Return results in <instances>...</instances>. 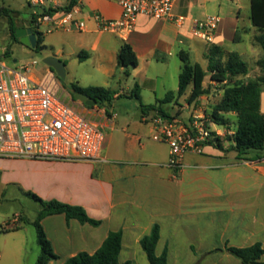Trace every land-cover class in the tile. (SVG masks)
<instances>
[{"label": "crops", "instance_id": "crops-1", "mask_svg": "<svg viewBox=\"0 0 264 264\" xmlns=\"http://www.w3.org/2000/svg\"><path fill=\"white\" fill-rule=\"evenodd\" d=\"M40 1L42 4L37 7L29 3L32 11L26 14L27 20H31V16L37 10L64 12L68 11L65 9L70 5L69 10L77 5L81 6L82 13L78 18L87 22L88 29L80 32L87 35V39L83 37L78 43L80 54H84V59H88L90 55L87 50L96 54L113 47L115 56L112 59H116L115 68L120 69L126 78L132 76L138 79L136 84L140 87V107L141 103L156 104L158 100L165 98L168 92L177 95L180 74L178 83H175V80L170 82L164 73V67L169 65L175 53L180 52L179 57L182 53L188 54L192 62L199 63L196 57L198 55L205 57L208 49L213 45L228 50L229 43L242 42V38L238 35L240 17L238 14L234 19L232 9L227 8L229 0H179L176 13L188 18V23L183 28L166 20L141 16L132 33L126 36L109 33L110 37L107 33L99 31L94 15L100 14L110 20L119 19L122 8L118 0ZM208 16H219L221 22L214 43L206 44V47L200 51V44L193 48L194 39L200 40L191 33L192 21ZM30 26L34 25L28 23L27 27ZM236 36H239L238 41L235 40ZM112 37L116 39V43ZM124 43H128L133 48L139 62L137 68L128 69L129 76L126 75L127 70L119 68L117 64V56ZM43 45L45 46V38ZM185 47L190 51H185ZM144 70L145 73L141 75ZM208 77L210 79V76ZM116 92L118 93L114 100L130 95L121 91ZM145 92L152 94L154 103L149 101L144 103ZM190 96L191 94L186 98V104L181 107H188L186 105ZM182 97L177 98L167 107L177 104ZM70 98L72 100L73 97ZM75 103L83 111L88 109L86 106H81L78 101ZM201 111L206 112L204 109ZM108 112L110 115L114 114L112 111ZM152 114L145 117L141 115L140 122L130 124L121 123L117 115L110 121L93 116L106 136L101 162L0 158V186L17 188L24 195L25 192H32L46 201L57 200L81 206L91 218L102 221L101 226L94 227L75 219L68 220L64 214L46 217L42 225L54 252L59 256L58 260L50 264H65L82 252L94 254L103 246L109 234L117 231L123 232L120 263L134 264L135 256L139 253L135 251L141 246V239L151 233L155 224L161 228V239L157 248L161 242H164L163 251L165 248L168 249L169 264H180L183 261L182 254L170 252L171 236L177 235L182 230L190 233L194 226H199L200 232H208L210 200H218L215 205L217 208L230 209L233 214L242 215L243 221H248L241 223L240 227L233 228L236 229L235 233H241L237 237L241 242L240 247L252 246L257 242L264 247V162L262 161L264 154L258 159L254 158V155L239 158L235 152L221 151L215 145H211L206 148L210 151L207 153L205 151L203 155H187L184 160L186 170L180 171L176 176L175 172L167 167L170 158L169 147L152 139L153 126L149 121L154 116ZM225 146L228 147L227 144ZM163 148H166L165 155ZM216 151H220L221 154H217ZM19 215L15 214L14 225L10 222L0 225V229L11 230L19 225L21 228L15 233H29L28 227L32 225H23ZM23 217L31 222L36 220V218L31 220L26 215ZM235 219L219 217V223L228 224L235 222ZM226 245L231 246L229 241L225 243V248ZM29 246L28 238L18 236L13 246L16 252H6L8 264H25ZM38 250L40 251V246ZM163 251L156 253L160 256ZM4 253L0 255V264L5 256ZM220 253L219 264H242L240 260H234V256L229 252ZM146 259L147 262L142 258V264H149L147 256ZM192 264L203 263L197 260Z\"/></svg>", "mask_w": 264, "mask_h": 264}, {"label": "rangeland", "instance_id": "rangeland-1", "mask_svg": "<svg viewBox=\"0 0 264 264\" xmlns=\"http://www.w3.org/2000/svg\"><path fill=\"white\" fill-rule=\"evenodd\" d=\"M227 5V8L232 9L234 19L239 14L238 35L242 38V42L238 44L229 43L227 47L228 50L237 52L241 55L248 66L247 74L235 77L233 81L228 84L211 82L208 77L209 75H207L204 86H206L208 92L203 96L204 98L202 101L199 104L192 105H189L187 102V108L181 107L186 104L185 100L191 94L192 89L189 87L186 94L178 101L179 103L164 108L168 115L172 116L178 114L181 115L184 120H187L202 109L206 110L207 114H211L215 107L221 102L225 89L229 86L245 85L263 75V70L258 63L263 58L264 53L261 46L255 40L258 31L256 28H253L250 20V0H229ZM0 7H5L16 12L12 14V17L16 20L15 29L28 26L26 14L31 13L32 9L27 0H0ZM12 31L9 18L1 16L0 60L11 67L32 64L36 61L37 65L30 67L29 75L52 89L67 102L71 99L70 96H72L73 85H79L83 88L91 86L105 87L107 89L121 91L124 94H131L135 84L138 82V79H135V77L130 76L126 78L125 74L120 72V69L115 68L116 59H112V57L115 56L114 49L112 50L113 47L109 49L106 48L105 52L101 50L96 54L87 50L90 58L80 60L81 50L78 47V43L83 37L87 39L86 34H81L78 31H55L51 34H47L46 27H41V31L44 33L45 38V48L34 49L16 41L12 36ZM107 34L108 37L111 36L109 33ZM112 38L116 43V39L114 37ZM199 44L201 46L199 50L201 51L208 43L194 39L193 48L195 49ZM184 50L190 51L186 47ZM178 54L175 53L169 65L164 67L166 78L170 79V82L175 80V83H178V77L182 71L183 65ZM48 57H56L65 65L66 78L64 80L60 79L56 72L45 64L44 60ZM196 61L207 70L208 61L205 57L198 55ZM160 72L161 71H158V73ZM144 73L145 70L141 75ZM143 101L144 103L148 101L154 103V97L151 93L145 92L143 94ZM102 107L116 114L121 123L130 124L131 122H140L141 120L142 112L140 103L135 98L123 96L114 100L111 104H106ZM262 109L264 112V86L262 87ZM152 115H154V113ZM228 117L235 123L237 119L236 114L231 113ZM209 151L210 150H206V153ZM165 152L166 148H163V155H165ZM216 153L221 154L220 151H216ZM254 154L251 153L250 155ZM183 170L186 169L184 168ZM168 173H170V171H168ZM178 173L179 172H175V175L178 176ZM218 202V200H210L209 202L210 220L207 226L208 232H200L199 226H194V228L191 226L193 231L190 233L182 230L179 231L177 235L172 234L171 241H169L170 252L173 254H182L183 261H181L180 264H192L197 262V260L203 264H219V260L221 259L220 252H227L226 249L224 251L227 241H229V245L231 246L240 247L241 242H239L237 238L240 232L235 233L236 229L233 228L236 226L240 227L241 223H247L248 221H243L242 215L233 214L230 209L217 208L215 205H217ZM41 209L42 207L39 203L22 194L19 189L0 186V225H6L10 222L11 225H14L13 220L15 214H20V218L26 215L31 220H34ZM219 217H225L226 219H231L233 217L236 218V221L222 224L219 223ZM191 227L188 228L192 230ZM28 229L29 233L27 234L15 232H9L7 234L0 233V255L5 252L2 264L9 263L6 252H16L13 250V246L16 244V238L18 236H24V238H28L29 241V253L26 255L25 264H37L38 257L41 254V248L40 251L38 250L37 232L33 226H29ZM164 237H166L165 233ZM190 245H193V247ZM163 248L164 242H161L156 252L161 253ZM135 252L139 253L135 256L136 262L134 264H142V258L147 262L146 255L141 246H138ZM194 252L198 254L196 255ZM233 258L239 261L237 258ZM122 261H124L123 257Z\"/></svg>", "mask_w": 264, "mask_h": 264}, {"label": "built area", "instance_id": "built-area-1", "mask_svg": "<svg viewBox=\"0 0 264 264\" xmlns=\"http://www.w3.org/2000/svg\"><path fill=\"white\" fill-rule=\"evenodd\" d=\"M27 1L36 7L42 4L40 0ZM118 1L122 8L119 19L94 15L99 31L126 36L135 30L141 16L166 20L179 28L188 23L186 16L176 13L179 0ZM81 13L80 5L64 12L37 10L32 20L36 30L43 35L41 27H46L47 34L83 32L88 29V24L78 18ZM220 22L219 16L194 19L191 33L199 40L213 44ZM35 65L36 61L11 67L0 60V158L101 162L106 136L93 116L110 121L116 114L110 115L100 104L86 106L88 109L83 111L73 98L67 102L29 75L30 67ZM149 121L153 126L152 139L170 149L167 167L174 172L186 167L187 155H203L211 143L226 141L234 135L232 125H219L205 111H198L187 120L178 114L170 117L155 114Z\"/></svg>", "mask_w": 264, "mask_h": 264}, {"label": "trees", "instance_id": "trees-1", "mask_svg": "<svg viewBox=\"0 0 264 264\" xmlns=\"http://www.w3.org/2000/svg\"><path fill=\"white\" fill-rule=\"evenodd\" d=\"M251 6V23L256 28L258 35L255 37L256 42L261 46L264 53V0H250ZM71 5L65 10H69ZM16 12L5 7H0V17H7L12 26V36L20 43V39L16 37V20L12 14ZM34 15L31 20H27L33 25ZM35 33L38 35V43L36 49H44V35L39 33L33 26ZM236 41L239 36H236ZM8 54V53H7ZM180 58L183 62L182 71L179 77V91L177 95L174 92H168L165 98L158 100L154 105H144L141 103L142 115L145 117L150 113L162 114L164 117H170L164 110L165 107L172 104L177 98L184 96L189 87H192L191 96L188 100L190 105L199 104L200 99L207 94L208 90L204 86L207 75L210 80L218 84H228L240 75L248 72V66L239 53L228 51L222 47L211 46L205 58L208 61L207 70L200 63L192 62L188 54L182 53ZM84 59V54H80V60ZM117 64L119 68H125L126 75L130 73L128 69L138 67V58L133 48L124 43L117 56ZM259 66L263 70V75L254 81H250L242 86H229L225 89V93L221 102L215 107L210 115L219 125H232L234 135L226 141L218 140L210 145H215L217 149L226 152H235L239 158L247 157L251 153L254 158H261L264 154V112L262 109V87L264 86V56L259 61ZM140 87L135 85L130 98L141 100ZM80 93L89 96L100 105L111 104L115 95L118 93L104 87H80L72 86V97ZM178 103V101H177ZM236 114L237 119L233 123L228 117L229 114ZM228 145V147L225 146ZM25 196L39 203L42 207L34 222L22 217L23 225L35 227L37 232L38 244L41 248V254L37 264H50L52 261L59 259L54 252L51 241L42 225V221L53 215H66L68 220H78L82 224H90L94 227L102 225V221L91 218L86 210L81 206L66 204L57 200L46 201L32 192H25ZM21 226H14L11 230L0 229V233L15 232ZM161 239V228L155 224L149 235L143 237L140 241L143 251L146 253L149 264H169L168 249L165 248L163 253L158 256L156 253L157 246ZM123 249V232H111L104 242L103 246L94 254L86 252L69 259L65 264H121L120 254ZM226 251L236 257L242 264H264V247L260 242L247 247H234L226 245ZM125 264H131L126 262Z\"/></svg>", "mask_w": 264, "mask_h": 264}, {"label": "water", "instance_id": "water-1", "mask_svg": "<svg viewBox=\"0 0 264 264\" xmlns=\"http://www.w3.org/2000/svg\"><path fill=\"white\" fill-rule=\"evenodd\" d=\"M16 37L27 47L36 48L38 43V35L35 33L33 26L20 27L16 29ZM45 64L52 68L58 77L62 80L66 78L65 65L56 57H48L44 60ZM74 101H78L87 107H94L98 103L87 95L77 93L73 97ZM161 115V114H160Z\"/></svg>", "mask_w": 264, "mask_h": 264}]
</instances>
